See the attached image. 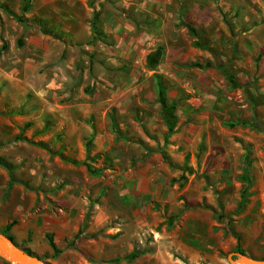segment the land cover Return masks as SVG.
<instances>
[{
    "label": "rangeland",
    "instance_id": "obj_1",
    "mask_svg": "<svg viewBox=\"0 0 264 264\" xmlns=\"http://www.w3.org/2000/svg\"><path fill=\"white\" fill-rule=\"evenodd\" d=\"M4 231L50 264L264 259V0H0Z\"/></svg>",
    "mask_w": 264,
    "mask_h": 264
},
{
    "label": "water",
    "instance_id": "obj_2",
    "mask_svg": "<svg viewBox=\"0 0 264 264\" xmlns=\"http://www.w3.org/2000/svg\"><path fill=\"white\" fill-rule=\"evenodd\" d=\"M0 256H3L14 264H50L19 247L4 233H0ZM229 260L231 264H264V259L252 257L242 252L230 254Z\"/></svg>",
    "mask_w": 264,
    "mask_h": 264
},
{
    "label": "trees",
    "instance_id": "obj_3",
    "mask_svg": "<svg viewBox=\"0 0 264 264\" xmlns=\"http://www.w3.org/2000/svg\"><path fill=\"white\" fill-rule=\"evenodd\" d=\"M12 225H13V222L7 226V229H10V228L12 227ZM2 233L8 235V236L10 237V239L14 241V238H13L11 235L7 234V231H4V232H2ZM49 240H50V245L52 246V248H53L56 252H58L59 249H58V247H57V245H56V243H55V241H54V239H53V236L50 235ZM240 252H242V253H246V252L243 251V250H240Z\"/></svg>",
    "mask_w": 264,
    "mask_h": 264
},
{
    "label": "crops",
    "instance_id": "obj_4",
    "mask_svg": "<svg viewBox=\"0 0 264 264\" xmlns=\"http://www.w3.org/2000/svg\"><path fill=\"white\" fill-rule=\"evenodd\" d=\"M63 71H62V76L63 77H66L67 75H68V73H67V68H64V69H62ZM77 101L73 104V105H71V106H75V105H77Z\"/></svg>",
    "mask_w": 264,
    "mask_h": 264
}]
</instances>
